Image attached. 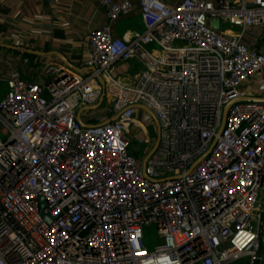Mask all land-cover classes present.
<instances>
[{"label": "built area", "instance_id": "obj_1", "mask_svg": "<svg viewBox=\"0 0 264 264\" xmlns=\"http://www.w3.org/2000/svg\"><path fill=\"white\" fill-rule=\"evenodd\" d=\"M99 4L104 23L88 29L78 69L49 63L35 80L0 73V264H258L264 101L244 87L264 72V51L242 36L264 28V0H137L142 30L122 36L113 25L132 0ZM130 62L142 68L127 81ZM103 91L105 115L84 109L81 125L77 112ZM138 104L159 128L144 167L154 139ZM131 122L145 130L134 138L142 156L128 149Z\"/></svg>", "mask_w": 264, "mask_h": 264}, {"label": "crops", "instance_id": "obj_2", "mask_svg": "<svg viewBox=\"0 0 264 264\" xmlns=\"http://www.w3.org/2000/svg\"><path fill=\"white\" fill-rule=\"evenodd\" d=\"M174 5L180 0H163ZM131 14L122 17L113 25L116 34L122 36L141 31L137 0ZM104 23L99 0H0V73L7 77L18 75L35 80L49 63L66 64L62 54L70 63L79 66L86 57L83 46L88 29ZM253 28L242 36V41L264 51V44H258L261 35ZM232 30V29H231ZM237 30L229 31L236 34ZM121 70L128 73L135 62ZM140 70L134 73V75ZM6 87L0 84V97ZM244 90L252 93L254 100L264 98V72L247 81ZM131 128H129L130 131ZM128 139L132 136L131 132ZM138 138V137H133Z\"/></svg>", "mask_w": 264, "mask_h": 264}, {"label": "rangeland", "instance_id": "obj_3", "mask_svg": "<svg viewBox=\"0 0 264 264\" xmlns=\"http://www.w3.org/2000/svg\"><path fill=\"white\" fill-rule=\"evenodd\" d=\"M221 27H222V29L230 28L232 30H237V28H234V27H232V26H230V25H228L226 23H222ZM257 31H259L260 34H262L263 29H259ZM258 44H264V32H263V35H261L260 40L258 41ZM155 48L156 49H160L157 46H155ZM132 64H134V63L132 62ZM136 64L137 65H133L132 66L131 70L128 73H126V74L121 76L124 80L132 81L133 78H134V73L139 69V67H140V69L142 68V65H140L139 63H136ZM106 104H107L106 102L103 103L104 106ZM229 107H230V105H226L223 108L222 124L224 123V120H225V117H226V113H227V110H228ZM102 108H105V107L98 108V110L96 109L97 111L96 110L94 111L93 117H99L100 118V116L105 115V113H102ZM142 111H144V110L139 109L136 116H137L138 120L141 121L142 123H144L146 128H148L147 131H148L149 138L150 139H154V141H155L156 140L155 125L153 126L152 124L149 123V119L147 118V117H150L149 114L144 111V115L146 116L145 117L142 114ZM130 132H131L133 137H143L144 134H145L144 130H142V129H139L138 131H136L134 125L131 126ZM0 136L2 137V135H0ZM133 137L129 138L130 143H131L130 149L132 150L131 153L136 155V156H142L143 155L142 149H144L145 145H143L142 143H139ZM152 145L153 144H148L147 145L148 150L152 147ZM157 240L158 239H157V235H156V231H155L154 226L153 225L146 226L144 228V242H145V244L147 246L151 247L154 243L157 242ZM244 261H245L244 259H240V260L235 261V262H233L231 264H245Z\"/></svg>", "mask_w": 264, "mask_h": 264}, {"label": "water", "instance_id": "obj_4", "mask_svg": "<svg viewBox=\"0 0 264 264\" xmlns=\"http://www.w3.org/2000/svg\"><path fill=\"white\" fill-rule=\"evenodd\" d=\"M211 25H212L213 28L217 29V28H219V21H218L217 19H215V20L212 21ZM58 54L61 56V58L63 59V61H64L67 65H69V66H71V67H73V68H75V69H78L77 66L73 65L72 63H70V62H69V61H68V60H67L62 54H60V53H58ZM98 81H99L100 85L103 87V86H104V82H103V80L99 77V78H98ZM103 98H104V91L102 92V94H101V96H100V98H99V100H98V102H97L96 104L91 105V106H84V107H82V108L77 112L76 120H77L79 123H81V125H83V126H89V124H86V123H84L83 121H81V119H80V112H81L82 110H84V109H96V108H98V106L101 104ZM260 100H261V101H264V98H261ZM233 102H234V101H233ZM233 102H230V103H228L227 105H231V103H233ZM135 107H138V108L144 110L146 113H148L149 116H150V118H151V120L153 121V123H154V125H155L156 140L154 141L152 147L150 148V150L147 152V154H146L145 157L143 158V167H144V165H145V161L147 160V158L152 154V152H153V151L156 149V147H157V144H158V137H159V128H158V122H157V119H156L155 115L153 114V112H152L150 109H148L147 107H145L144 105H141V104L135 105ZM118 116H119V114H115V115L112 116L111 118L107 119L105 122H110V121H112V120H115V119L118 118ZM223 126H224V123L222 124V122H221V126H220V128H219V132L222 131ZM41 201H42L41 204L44 206V201H43V199H41ZM41 215H42L44 218H46V219H47V217H48L47 215H44L42 212H41ZM261 249H262V255H261V257H260V259H259V261H258V264H264V227H263L262 238H261Z\"/></svg>", "mask_w": 264, "mask_h": 264}, {"label": "bare ground", "instance_id": "obj_5", "mask_svg": "<svg viewBox=\"0 0 264 264\" xmlns=\"http://www.w3.org/2000/svg\"><path fill=\"white\" fill-rule=\"evenodd\" d=\"M221 29H222V27H221ZM222 30H223L224 32H226V33H228L229 31H233V30H231L230 28H225V29H222ZM132 125L135 126L136 131H138L139 129L144 130V128H142V126H140V125H138V124H136V123H134V122L128 123V124L125 126V130H124L126 138H128V136L130 135V133H129V132H130V131H129V128H131ZM144 133H145V130H144ZM144 135H145V134H144Z\"/></svg>", "mask_w": 264, "mask_h": 264}, {"label": "trees", "instance_id": "obj_6", "mask_svg": "<svg viewBox=\"0 0 264 264\" xmlns=\"http://www.w3.org/2000/svg\"><path fill=\"white\" fill-rule=\"evenodd\" d=\"M91 122H95L96 120H90ZM130 145H131V143L129 144V147H128V149H129V151H132L131 149H130ZM158 241V240H157ZM144 244H145V242H144ZM146 245V244H145ZM147 246V245H146ZM147 247H149V246H147ZM149 248H151V247H149Z\"/></svg>", "mask_w": 264, "mask_h": 264}]
</instances>
